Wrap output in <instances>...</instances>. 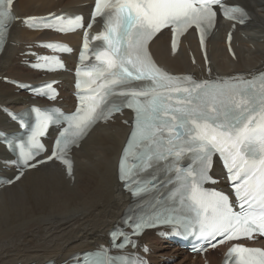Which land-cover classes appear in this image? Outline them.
I'll return each mask as SVG.
<instances>
[{
	"label": "snow or ice",
	"instance_id": "1",
	"mask_svg": "<svg viewBox=\"0 0 264 264\" xmlns=\"http://www.w3.org/2000/svg\"><path fill=\"white\" fill-rule=\"evenodd\" d=\"M13 4L14 0H0V43L6 25L16 19ZM216 5L225 18L236 19V13L243 15L242 9L229 7L221 0H96L92 21L86 27L80 16L41 21L44 28L61 33L85 29L79 57L82 67L76 73L77 87L84 94L78 97L79 107L71 115L33 109L36 123L27 147L19 144L21 170L15 179H20L24 169L35 167L31 161L46 151L41 138L50 125L67 126L55 140L47 160L62 161L71 174L69 146L77 145L98 122H106L127 108L134 112L135 120L122 156L120 178L129 182L133 195L171 184L167 201L173 205L165 207L156 201L160 207L154 205L145 215H129L124 223L132 232L114 230V247L134 244L132 236L142 235L146 229L184 222L187 217L180 214L181 210L194 213L201 235L211 240L222 237L218 243L264 236V73L252 79L197 82L162 70L149 53V43L165 28L173 33V50L179 37L193 26L203 45L214 27ZM96 17L104 19V30L90 36ZM24 23L35 28L37 21L29 18ZM93 40L101 44L90 48ZM47 47L71 51L59 45ZM92 57L94 63H84ZM41 59L43 63L37 67L42 69L63 66L58 58ZM45 88L54 92L51 84ZM36 91L53 98L44 89ZM216 153L227 169L239 211L234 210L228 195L208 192L203 187L210 180L208 172ZM160 171L166 180L157 175ZM142 172H148V178H136ZM230 256L236 258V264H264V249L235 244ZM73 259L75 264H145L140 257L115 258L104 250Z\"/></svg>",
	"mask_w": 264,
	"mask_h": 264
},
{
	"label": "bare ground",
	"instance_id": "2",
	"mask_svg": "<svg viewBox=\"0 0 264 264\" xmlns=\"http://www.w3.org/2000/svg\"><path fill=\"white\" fill-rule=\"evenodd\" d=\"M90 0H18L15 11L19 16L44 15L59 7L83 12L81 4ZM250 7L251 30L241 40L237 61L231 60L224 48V38L218 32L211 43L213 68L216 72L231 69H256L264 63V0L247 2ZM76 40V37H71ZM36 39L15 27L3 55L0 57V77L26 81L35 76L19 66L21 43ZM263 40V41H261ZM253 45L255 49L250 48ZM158 59L170 68L185 62L182 57L168 60L167 37L160 35L153 43ZM189 66V64L187 63ZM66 83V76L61 77ZM64 105L70 101L66 89ZM31 103L27 95L16 94L0 81V105L20 107ZM0 128H6V119L0 112ZM128 129L120 124L97 128L75 151V180L71 184L65 173L54 164L28 172L24 178L0 192V264H44L54 261L62 264L76 257V253L92 250L107 242V235L131 201L117 181V161ZM7 158L0 145V159ZM143 240L153 249V264H162L165 258L179 257L151 233ZM176 264H189L187 257ZM192 264H199L195 261ZM211 264H218L217 256Z\"/></svg>",
	"mask_w": 264,
	"mask_h": 264
},
{
	"label": "rangeland",
	"instance_id": "3",
	"mask_svg": "<svg viewBox=\"0 0 264 264\" xmlns=\"http://www.w3.org/2000/svg\"><path fill=\"white\" fill-rule=\"evenodd\" d=\"M181 260H182V259H181ZM181 260H180V261H181Z\"/></svg>",
	"mask_w": 264,
	"mask_h": 264
}]
</instances>
